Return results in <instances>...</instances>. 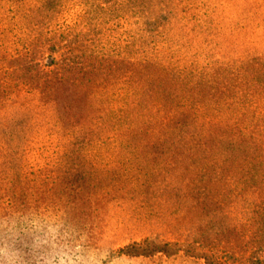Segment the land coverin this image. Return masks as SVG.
<instances>
[{
	"label": "trees",
	"instance_id": "16d2710c",
	"mask_svg": "<svg viewBox=\"0 0 264 264\" xmlns=\"http://www.w3.org/2000/svg\"><path fill=\"white\" fill-rule=\"evenodd\" d=\"M0 5V211L62 205L137 264H264V0Z\"/></svg>",
	"mask_w": 264,
	"mask_h": 264
},
{
	"label": "clouds",
	"instance_id": "9594fccd",
	"mask_svg": "<svg viewBox=\"0 0 264 264\" xmlns=\"http://www.w3.org/2000/svg\"><path fill=\"white\" fill-rule=\"evenodd\" d=\"M0 264H126L112 237L59 204H8L0 211Z\"/></svg>",
	"mask_w": 264,
	"mask_h": 264
},
{
	"label": "rangeland",
	"instance_id": "374dc122",
	"mask_svg": "<svg viewBox=\"0 0 264 264\" xmlns=\"http://www.w3.org/2000/svg\"><path fill=\"white\" fill-rule=\"evenodd\" d=\"M7 1V0H6ZM11 3V0H9V4ZM2 7L3 6H1L0 5V12H2ZM75 13H76V10H72L71 9V12H70V16H69V23H71L72 25H73V23H74V18H76L75 17ZM1 21L2 20H0V27L1 28H7V27H9V23L8 22H3V23H1ZM0 31H1V29H0ZM12 36V35H11ZM250 37H247V35H243L242 37H241V42H244L245 40V42H247V40L249 39ZM5 42V41H4ZM10 42L11 43H9V50H10V53H11V51H13L15 48H13V47H11L12 46V41L10 40ZM6 45H7V43H6ZM8 46V45H7ZM4 74V73H3ZM112 237V239L114 240V242H115V244H116V246L118 247V249H121V248H124L125 246H127V245H129L130 244V241L128 240V237H126L125 235H116V236H111ZM157 246L159 245L160 247H162V244H160V243H158V242H156L155 243ZM126 264H137L135 261H127L126 260Z\"/></svg>",
	"mask_w": 264,
	"mask_h": 264
}]
</instances>
